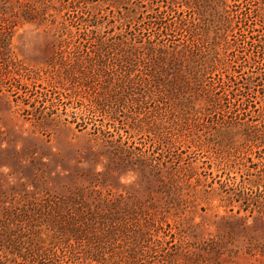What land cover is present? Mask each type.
<instances>
[{
	"label": "rangeland",
	"instance_id": "obj_1",
	"mask_svg": "<svg viewBox=\"0 0 264 264\" xmlns=\"http://www.w3.org/2000/svg\"><path fill=\"white\" fill-rule=\"evenodd\" d=\"M71 1L0 0V220L7 210L27 211L28 217L50 210L76 219L79 213H96L99 221L116 215L124 228L105 242L123 257L137 251L133 256L139 264H264V215L244 210L241 200L248 197L252 209L256 199L264 205V180L258 191L251 184L258 179L255 172L264 171V150L245 145L243 126L264 122V59L249 75L253 84L241 90L242 96L236 90L240 80L234 81V73L246 77L256 65L259 51L241 34L264 32V0H226L231 16L244 10L246 18L233 20L236 34L226 32L230 44H221L226 65L217 75L229 77L226 86L235 91L236 104L244 96L242 119L228 115L229 125L223 124L204 111L203 102H196L197 111L184 109L181 96L131 97L142 92L140 86L113 105L120 134L99 111L82 121L81 106L58 96L59 89L44 75L59 38L44 22L43 7L57 9L50 10L51 17L71 25L64 9ZM148 3L157 5L156 0L131 2L135 21L144 18ZM90 6L98 13L96 32L102 35L117 12L98 0ZM176 10L166 20L183 16L189 26H208L213 37L218 18L211 23L221 9L209 10L207 17ZM123 109L128 115L120 113ZM95 126L110 134L93 135ZM20 218L29 241L51 233L40 223L31 229L24 214ZM12 228L18 234L19 226ZM165 257L172 261L163 262ZM6 258L11 261L9 250H0V260Z\"/></svg>",
	"mask_w": 264,
	"mask_h": 264
},
{
	"label": "trees",
	"instance_id": "obj_2",
	"mask_svg": "<svg viewBox=\"0 0 264 264\" xmlns=\"http://www.w3.org/2000/svg\"><path fill=\"white\" fill-rule=\"evenodd\" d=\"M98 1L114 8L118 16L117 19L109 20L110 23L104 27L106 31L102 35L96 32L99 23L95 16H98V13L95 14L94 7L90 6L92 0H72L64 5L66 15L70 14V22H74L76 26L54 20L50 10L57 12L55 8L43 7L42 10L44 22L52 26V31L59 38L54 47V56L48 64L50 69L44 75L47 81L51 80L53 87L59 89L58 96L78 103L77 108L81 106L82 121L87 113L90 116L99 111L108 116L112 123L109 128L120 134L122 131L117 125L118 113L113 105L117 101L128 99V92L134 88L137 90L140 86L143 87L140 90L142 92L138 91L131 97L151 98L155 92H159L160 98L166 99L181 96L186 105L184 109L197 111L196 102H203L204 111L218 116L219 120L224 121L223 124L227 123L224 118L228 115L236 121L242 119L239 111L240 107L245 105L244 96L237 100L239 104H236L235 91L226 86L229 77L217 75V70L226 65L221 59L222 41L226 46L230 44L226 32H234V19L242 21L246 18L244 10L231 16L226 0H156L155 6L152 3L143 5L146 9L141 12L144 18L137 22L128 10L133 0ZM160 2L162 5H159ZM175 5L181 9L182 15L188 11L190 15L204 17L211 15L209 10L221 9L214 16V19L218 18L217 24V19L211 23L215 24L213 37L209 38L208 26L201 23L199 27L197 24L194 28V25L189 26L188 23L191 22L183 16L180 21L166 20L167 15L177 11ZM72 26H75V31ZM236 30L238 31V28ZM256 33L253 31L248 35L241 34L245 42L258 49L259 56L253 60L256 65L254 68L250 67L248 76L238 78L234 73V81L241 82L240 88L236 87L238 95L241 90L252 87L253 78L249 75L254 76L253 70L259 65L260 59H264V32L259 35ZM236 48L234 51H237ZM36 102L38 103L39 99ZM252 108L255 109L254 106ZM64 109L66 112V108ZM124 112L126 115L129 113L127 109L120 111ZM71 113L77 116L75 112ZM34 114L36 113L32 115ZM135 114L143 113L136 111ZM35 116L39 119V115ZM74 118L77 120V117ZM80 124L77 123L81 127ZM243 126L246 129L245 145L250 149L254 146L258 151L260 148L264 150V122L260 125ZM106 134H110V131L107 133L94 127L93 135L106 138ZM247 161L253 164L251 158H247ZM254 176L258 179L251 184L258 191L262 187L264 171H256ZM237 196L241 198V195ZM241 200L247 202L246 205L244 203V210L250 208L264 215V205H261L258 199L253 203L254 209L249 206L248 197ZM17 212L18 210H7L1 214L4 220H0V250H9L12 258L11 261L7 258L0 260V264H139L133 256L137 251L132 250L129 258L123 257L105 242L109 236L124 228L122 218L116 215V218L108 215L99 221L96 213H79L76 219L74 216L68 218L50 210L44 211L43 215L30 214V217L27 211H19V214ZM22 214L30 223L31 229L34 230V227L40 226L36 224L40 223L51 233L46 234L45 239L38 236V241H29L31 237L25 235V219L20 218ZM108 223L114 224L110 225V231ZM14 224L19 226L18 234L12 228ZM40 234H43V231L38 232V235ZM171 261L167 257L163 260L167 263Z\"/></svg>",
	"mask_w": 264,
	"mask_h": 264
}]
</instances>
